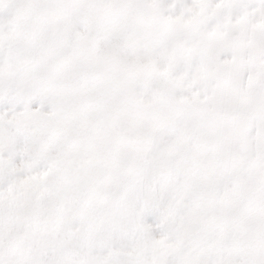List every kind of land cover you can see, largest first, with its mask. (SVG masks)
<instances>
[{
    "label": "snow or ice",
    "instance_id": "1",
    "mask_svg": "<svg viewBox=\"0 0 264 264\" xmlns=\"http://www.w3.org/2000/svg\"><path fill=\"white\" fill-rule=\"evenodd\" d=\"M0 264H264V0H0Z\"/></svg>",
    "mask_w": 264,
    "mask_h": 264
}]
</instances>
